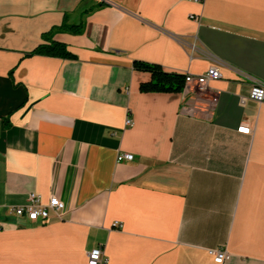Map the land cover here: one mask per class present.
Here are the masks:
<instances>
[{
    "label": "crops",
    "instance_id": "1",
    "mask_svg": "<svg viewBox=\"0 0 264 264\" xmlns=\"http://www.w3.org/2000/svg\"><path fill=\"white\" fill-rule=\"evenodd\" d=\"M62 23L81 26L52 36L75 57L26 55ZM134 59L220 77L142 92ZM251 78L264 83V0H0V264H88L97 246L102 264H220L211 249L264 264ZM30 192L57 196L62 218L8 209Z\"/></svg>",
    "mask_w": 264,
    "mask_h": 264
},
{
    "label": "built area",
    "instance_id": "2",
    "mask_svg": "<svg viewBox=\"0 0 264 264\" xmlns=\"http://www.w3.org/2000/svg\"><path fill=\"white\" fill-rule=\"evenodd\" d=\"M201 1V0H195ZM197 19V17H195ZM220 77V73L215 66H211L208 70L202 74H185L184 87L193 86L197 92L205 93L208 91V82ZM252 85L248 96H240V103L244 104L248 99L256 101L258 103H264V83L259 80L252 79ZM183 87V89H184ZM216 94L211 99L212 102L216 101ZM133 124L132 119L127 116L124 122L125 127H129ZM237 132L249 135L252 133V128L247 125H241L237 128ZM134 156L132 153L124 152L117 155V161H131ZM16 216H24L30 221H42L45 222L50 216H55L59 219L62 218L64 203L55 195L50 196L46 203L41 202L39 196L30 192L26 198V201L17 206H9L8 208ZM118 225L117 223H115ZM209 253L213 255L216 263L222 264L228 260L230 254L226 250H209ZM88 264H102L106 261L104 255L103 246H97L90 250L87 254Z\"/></svg>",
    "mask_w": 264,
    "mask_h": 264
},
{
    "label": "trees",
    "instance_id": "3",
    "mask_svg": "<svg viewBox=\"0 0 264 264\" xmlns=\"http://www.w3.org/2000/svg\"><path fill=\"white\" fill-rule=\"evenodd\" d=\"M103 3H98L95 7L102 6ZM95 7L90 8V11ZM80 25H68L62 23L54 26L47 32L42 33V42H40L26 55H47L62 58H73L75 55L71 53L66 45L52 38L57 31H70L74 33L80 32ZM133 68L138 71H145L150 74V79L141 82L139 89L142 92H180L184 87L185 74L182 72L168 71L156 62H149L141 59H134L132 62Z\"/></svg>",
    "mask_w": 264,
    "mask_h": 264
}]
</instances>
